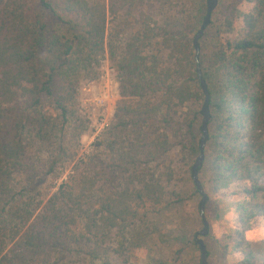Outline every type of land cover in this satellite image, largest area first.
Instances as JSON below:
<instances>
[{
  "label": "trees",
  "instance_id": "obj_1",
  "mask_svg": "<svg viewBox=\"0 0 264 264\" xmlns=\"http://www.w3.org/2000/svg\"><path fill=\"white\" fill-rule=\"evenodd\" d=\"M143 4L0 0V264H139L150 212L202 195L192 176L206 98L199 67L211 114L199 178L208 202L243 183V198L217 199L216 217L231 212L238 225L218 242L226 259L256 263L242 231L264 219V0L218 2L199 39V62L194 39L207 1L169 0L162 18ZM108 48L120 54L123 96L110 163L89 161L37 212L29 191L42 158L34 149L63 150L82 75Z\"/></svg>",
  "mask_w": 264,
  "mask_h": 264
},
{
  "label": "rangeland",
  "instance_id": "obj_2",
  "mask_svg": "<svg viewBox=\"0 0 264 264\" xmlns=\"http://www.w3.org/2000/svg\"><path fill=\"white\" fill-rule=\"evenodd\" d=\"M168 1L144 0L142 9L156 18H162ZM222 1L218 0L219 5ZM73 19L79 20L75 16ZM119 56L112 54L108 48L104 57L93 61V65L82 75L74 107L76 112L66 125L63 150H54L52 146L34 149L42 158L40 173L29 191L30 196H35V202L40 203L37 212L42 211L63 181L75 171L83 170L89 161L96 160L104 166L110 163V127L123 97L117 73ZM242 184L238 182L231 186V191L236 194L223 195L220 191L207 203L205 215L211 235L204 239L211 250L208 258L210 264H239L237 261L240 257L226 259L223 246L218 242V237L222 238L229 227L238 225L229 220L231 212L227 218L219 219L216 210L221 205L217 200L220 197L225 202L243 198L239 187ZM201 198L202 195L194 196L189 192L182 201L174 199L175 202L169 201L161 209L150 212L148 244L136 253L139 264H201L200 249L189 242L205 227L200 213ZM242 232L255 250V264H264V219H258L254 229ZM12 244L10 241L7 243L4 253ZM54 261L61 260L57 258ZM11 264L21 263L14 261Z\"/></svg>",
  "mask_w": 264,
  "mask_h": 264
},
{
  "label": "water",
  "instance_id": "obj_3",
  "mask_svg": "<svg viewBox=\"0 0 264 264\" xmlns=\"http://www.w3.org/2000/svg\"><path fill=\"white\" fill-rule=\"evenodd\" d=\"M207 5H208V8H207L206 16L203 20V23L201 25L200 30L198 31V33L194 39V45H195V48L197 51L196 59L198 62L200 59V56H199V52H200L199 39L203 36L205 28L209 25V23L211 21V16H212L213 11L215 10V8L218 5V0H207ZM198 73H199V76L201 79V85H202V88H203V91L205 93L206 98H205L204 104H203L202 109H201V114L203 116V124H202L203 136H202L201 141H200L201 149H200V154L196 157V161L193 165L192 176H193V179H194L198 189L200 190V193L202 194V198L200 200V213H201L203 221L205 223V227L197 233V235L195 237V242L200 246L201 264H210L208 261L207 246H206L205 241H204V236H206L209 232V222H208L206 215H205L206 205L208 203L209 196L206 193V191L202 185V182L199 178V172H198L199 167L202 165L203 160H204V150H205V146H206V143H207V140L209 137L208 123H209V120L211 118L210 108H209L210 91L208 89V85L206 83V80L202 76V71H201L200 67L198 68Z\"/></svg>",
  "mask_w": 264,
  "mask_h": 264
}]
</instances>
